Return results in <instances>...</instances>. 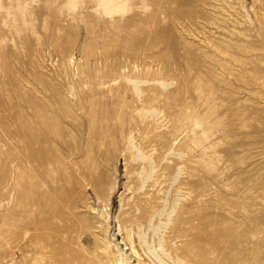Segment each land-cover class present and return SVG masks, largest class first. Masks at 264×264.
<instances>
[{
  "label": "rangeland",
  "instance_id": "obj_1",
  "mask_svg": "<svg viewBox=\"0 0 264 264\" xmlns=\"http://www.w3.org/2000/svg\"><path fill=\"white\" fill-rule=\"evenodd\" d=\"M0 264H264V0H0Z\"/></svg>",
  "mask_w": 264,
  "mask_h": 264
}]
</instances>
